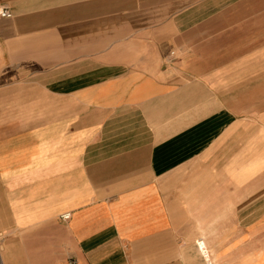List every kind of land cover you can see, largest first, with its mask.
<instances>
[{"label":"crops","instance_id":"crops-1","mask_svg":"<svg viewBox=\"0 0 264 264\" xmlns=\"http://www.w3.org/2000/svg\"><path fill=\"white\" fill-rule=\"evenodd\" d=\"M1 6L0 264H264V0Z\"/></svg>","mask_w":264,"mask_h":264},{"label":"built area","instance_id":"built-area-1","mask_svg":"<svg viewBox=\"0 0 264 264\" xmlns=\"http://www.w3.org/2000/svg\"><path fill=\"white\" fill-rule=\"evenodd\" d=\"M12 17V12L9 8L7 7H0V18H11ZM64 218H69L70 217V213H66L64 216ZM64 264H79L78 260L74 257L69 258ZM210 264V263H207Z\"/></svg>","mask_w":264,"mask_h":264}]
</instances>
